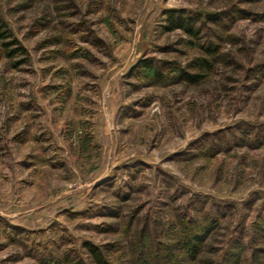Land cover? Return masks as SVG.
Segmentation results:
<instances>
[{"label":"rangeland","instance_id":"rangeland-1","mask_svg":"<svg viewBox=\"0 0 264 264\" xmlns=\"http://www.w3.org/2000/svg\"><path fill=\"white\" fill-rule=\"evenodd\" d=\"M91 247L264 264V0H0V264Z\"/></svg>","mask_w":264,"mask_h":264},{"label":"trees","instance_id":"trees-1","mask_svg":"<svg viewBox=\"0 0 264 264\" xmlns=\"http://www.w3.org/2000/svg\"><path fill=\"white\" fill-rule=\"evenodd\" d=\"M172 24L177 27H184L187 31L192 32L190 28V24L188 21L183 20L180 17L172 18ZM188 77H192V79L195 77L194 75H188ZM202 233V234H201ZM203 229H196L193 228L192 231H188V233L183 237L184 246L186 248V252L191 253V255L195 256L196 252L198 251L200 247V243L202 239L204 238ZM90 251L93 254L94 261L96 264H114L106 259H104L100 252H98L95 248L91 247ZM77 264V263H75Z\"/></svg>","mask_w":264,"mask_h":264}]
</instances>
